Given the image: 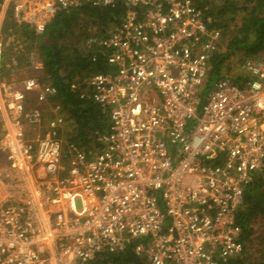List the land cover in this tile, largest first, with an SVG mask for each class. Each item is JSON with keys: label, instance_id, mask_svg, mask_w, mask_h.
<instances>
[{"label": "built area", "instance_id": "1", "mask_svg": "<svg viewBox=\"0 0 264 264\" xmlns=\"http://www.w3.org/2000/svg\"><path fill=\"white\" fill-rule=\"evenodd\" d=\"M115 0H0V69H18L10 20L42 34L58 10ZM98 44L108 71L87 79L106 109L103 148L65 153L55 89L0 75V264H84L133 242L147 264H220L241 251L234 214L264 170V58L214 79L220 32L189 0H122ZM29 66L42 71L35 51Z\"/></svg>", "mask_w": 264, "mask_h": 264}, {"label": "trees", "instance_id": "2", "mask_svg": "<svg viewBox=\"0 0 264 264\" xmlns=\"http://www.w3.org/2000/svg\"><path fill=\"white\" fill-rule=\"evenodd\" d=\"M189 1L220 32L218 48L208 60L201 94L207 92L216 78L227 77L234 83H242L244 77L240 74L231 77L226 74L229 70L226 62L232 55H237L238 62L247 57L264 58V0ZM125 9L122 0L108 5L83 2L58 10L42 34H35L26 26L16 27L10 20L4 24V33L10 29L25 42L36 45L42 61L39 80L55 89L51 101L61 107L64 117L60 135L66 154L81 151L92 157L103 148L97 138L108 129V113L92 101L87 79L94 73L109 70L98 40L120 22ZM29 48L24 46V52L18 57L19 65L25 62L26 54L32 50ZM9 55L10 51L6 50L3 61ZM3 61L0 75L5 76L9 70ZM234 219L240 227L238 240L242 249L220 264H264V170L255 171L245 185ZM133 245L130 242L121 250H103L84 264H147L143 254L134 252Z\"/></svg>", "mask_w": 264, "mask_h": 264}, {"label": "rangeland", "instance_id": "3", "mask_svg": "<svg viewBox=\"0 0 264 264\" xmlns=\"http://www.w3.org/2000/svg\"><path fill=\"white\" fill-rule=\"evenodd\" d=\"M20 39L22 40V43L26 48L31 47L29 49H32L33 51H35L36 55L39 56L37 54V49H36L35 43L28 41V40L25 42V40H23L22 38H20ZM236 56L237 55L230 56V59L227 60V62H226V67H228V69H229L228 73H226V74L230 77L236 76L237 74H240V72L236 68V63L238 62V60H236ZM247 59L253 60L252 57H247ZM39 75H41V72L32 69L29 66V64L27 63L26 59H25V62H23L21 65H19L18 69H14L12 71V73H5V76L11 77V78H16L19 80H22L26 76H39ZM260 223L261 222L259 221V225H260Z\"/></svg>", "mask_w": 264, "mask_h": 264}]
</instances>
